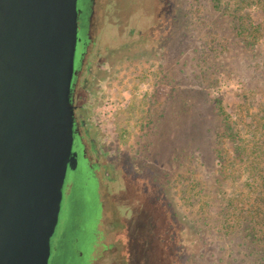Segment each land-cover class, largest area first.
Masks as SVG:
<instances>
[{"label":"rangeland","instance_id":"rangeland-1","mask_svg":"<svg viewBox=\"0 0 264 264\" xmlns=\"http://www.w3.org/2000/svg\"><path fill=\"white\" fill-rule=\"evenodd\" d=\"M239 1L96 0L82 68L120 43L139 47L110 57L95 88L93 105L108 96L123 106L106 134L92 128L116 180H102L101 199L98 191L87 194L97 210L77 234L85 262L264 264V250L225 226L226 215L232 223L256 197L264 176V0H244L236 10ZM240 16L261 30L240 34ZM123 25L124 36L111 33ZM133 27L141 33L130 35ZM218 101L243 139V161L225 134ZM73 149L78 164L69 181L77 194L96 190L93 169ZM231 198L236 212L228 207L226 214ZM71 203L66 196L60 237ZM98 223L103 235L94 249L87 230ZM76 254L67 262L76 263Z\"/></svg>","mask_w":264,"mask_h":264},{"label":"water","instance_id":"water-1","mask_svg":"<svg viewBox=\"0 0 264 264\" xmlns=\"http://www.w3.org/2000/svg\"><path fill=\"white\" fill-rule=\"evenodd\" d=\"M79 0H0V264H50L76 169Z\"/></svg>","mask_w":264,"mask_h":264},{"label":"flooded vegetation","instance_id":"flooded-vegetation-1","mask_svg":"<svg viewBox=\"0 0 264 264\" xmlns=\"http://www.w3.org/2000/svg\"><path fill=\"white\" fill-rule=\"evenodd\" d=\"M95 4L96 0H79V7L81 9V12L79 14L78 20V34L80 40L77 45L75 58L72 100L75 106L74 146L77 147V151L80 153V158H83L85 164L91 166V168L93 169L96 180V190H94V186H88L89 191L86 192V194H77L75 191V182H70L67 175L66 182L63 188L62 206L66 196H72L71 216L67 220L65 224L66 226L62 229V238L60 237V235H58V227H60L61 222L59 220L55 235L52 239V255L50 264H92V260L88 263L85 262L84 254L86 252V249L81 246L83 237L77 235L78 233L86 232L85 224L88 220H91L97 210V203L95 204L93 202L94 207H92V197H88L87 194L92 195L98 191L101 199L100 187L102 186V180L105 181L111 179L112 182L116 180V178L110 174V166L112 165L107 161L108 156L106 155L104 149L105 145L99 136L96 137V135H94L92 129V109L94 107L93 104H95L96 100L98 99L97 94L95 93V88L102 73L105 72V68H109L108 62L113 60L110 59V57H118L120 54H123L125 56L127 48L129 50H132L133 48L139 47V45L137 43H133L131 45L120 43L114 49H108L106 52V56L100 58L94 57V60H92V63H90L91 67H89L88 69L82 68L87 46L92 41L90 35L93 27L92 20ZM118 28L113 27V30L111 29V33L112 31H114L117 32V34H122V36H124L126 26L123 25L121 28ZM136 31L137 33H141L142 29L136 30L133 27L130 31V35L134 34ZM93 157H95L97 161L92 160ZM95 169L100 171L101 175L98 171H95ZM102 213L103 207L101 202V215ZM99 223L98 226L96 225L94 230H89V232L87 230V233L91 235L94 249L96 248V246L101 245L99 242L101 236L103 235L102 230L99 228ZM56 236H59L60 238L58 237V240H54ZM74 252L77 253L75 256H79V258L76 259V263L69 261L68 263L67 258Z\"/></svg>","mask_w":264,"mask_h":264},{"label":"trees","instance_id":"trees-1","mask_svg":"<svg viewBox=\"0 0 264 264\" xmlns=\"http://www.w3.org/2000/svg\"><path fill=\"white\" fill-rule=\"evenodd\" d=\"M242 1L244 0L239 1L238 8H236V10L243 8V5H240ZM243 19L244 17L240 16V20H235V26L237 27L240 34L250 36L251 38L253 37V31L255 33L261 30L262 27L260 26V22H258L259 26L253 27V25L251 28H248L246 22ZM218 110L220 115L222 116L223 129L225 131V134L230 138L234 145L236 158L241 161L245 160V158L249 157V155L243 143V139L238 129H236V125L230 119L229 114L225 110L221 101H218ZM261 164L263 165L260 166V163H255V166H260L261 170L264 172V159L262 160ZM256 184L260 186L261 189L256 193L257 195L253 200H247L246 208H241L239 210L243 211L236 212L233 198L228 199L231 203H229V206H227L226 208L227 211L225 212H227L226 214H228V212H231L230 208H233L234 212H236L235 216L237 220L234 219L232 223H228L231 221L229 220L228 215L224 214L226 215L225 226L227 228H233L231 230L232 233H239L240 231L242 235L244 234L243 238H246L248 242H250L252 245H255L257 248L264 250V176ZM256 188L258 187L256 186ZM84 255L85 260H88V251H86Z\"/></svg>","mask_w":264,"mask_h":264},{"label":"built area","instance_id":"built-area-1","mask_svg":"<svg viewBox=\"0 0 264 264\" xmlns=\"http://www.w3.org/2000/svg\"><path fill=\"white\" fill-rule=\"evenodd\" d=\"M123 104L114 97H106L98 105H94L92 109L93 124L99 129L106 132L111 127L113 115L118 112Z\"/></svg>","mask_w":264,"mask_h":264}]
</instances>
